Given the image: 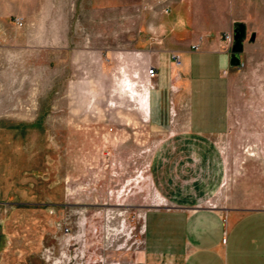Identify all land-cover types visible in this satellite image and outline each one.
Instances as JSON below:
<instances>
[{"label":"rangeland","instance_id":"374dc122","mask_svg":"<svg viewBox=\"0 0 264 264\" xmlns=\"http://www.w3.org/2000/svg\"><path fill=\"white\" fill-rule=\"evenodd\" d=\"M232 16L228 128L190 131L145 70L225 48ZM178 205L264 207V0H0V264H140L148 211Z\"/></svg>","mask_w":264,"mask_h":264},{"label":"crops","instance_id":"0c3cea01","mask_svg":"<svg viewBox=\"0 0 264 264\" xmlns=\"http://www.w3.org/2000/svg\"><path fill=\"white\" fill-rule=\"evenodd\" d=\"M239 17H231L229 27ZM206 42H209L210 39ZM219 47L199 51L177 47L183 60L175 64L167 50L150 64L157 70L159 96L188 94L189 130L224 132L229 112L224 72L230 52ZM207 44V43H206ZM177 52V51H176ZM224 71V72H223ZM159 100L157 103H167ZM165 106V105H163ZM165 108V107H164ZM166 110V109H165ZM140 264H264V207H154L148 211Z\"/></svg>","mask_w":264,"mask_h":264},{"label":"water","instance_id":"95a60500","mask_svg":"<svg viewBox=\"0 0 264 264\" xmlns=\"http://www.w3.org/2000/svg\"><path fill=\"white\" fill-rule=\"evenodd\" d=\"M247 35V29L244 22L235 20L232 26V43L230 46L229 64L231 66H239L241 64L240 52L243 50L244 39ZM255 33L251 32L249 39L253 40Z\"/></svg>","mask_w":264,"mask_h":264},{"label":"built area","instance_id":"2783aa9c","mask_svg":"<svg viewBox=\"0 0 264 264\" xmlns=\"http://www.w3.org/2000/svg\"><path fill=\"white\" fill-rule=\"evenodd\" d=\"M223 41H224L225 48L229 49V47L231 46V43H232V32L231 31H228V32H225L224 33V35H223ZM191 49L197 51L199 49V43L198 42L192 43L191 44ZM170 56L173 59V61H174L175 64L178 65V64L181 63V55H180L179 52L172 51L170 53ZM145 75H146V77L149 80H152L157 75L156 68L154 66H152V65H149L146 68V70H145Z\"/></svg>","mask_w":264,"mask_h":264}]
</instances>
